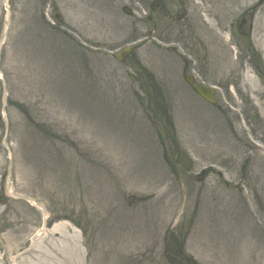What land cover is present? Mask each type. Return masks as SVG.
Masks as SVG:
<instances>
[{
	"label": "rangeland",
	"instance_id": "obj_1",
	"mask_svg": "<svg viewBox=\"0 0 264 264\" xmlns=\"http://www.w3.org/2000/svg\"><path fill=\"white\" fill-rule=\"evenodd\" d=\"M230 1H7L4 264H264V0Z\"/></svg>",
	"mask_w": 264,
	"mask_h": 264
},
{
	"label": "bare ground",
	"instance_id": "obj_2",
	"mask_svg": "<svg viewBox=\"0 0 264 264\" xmlns=\"http://www.w3.org/2000/svg\"><path fill=\"white\" fill-rule=\"evenodd\" d=\"M228 1V5L231 3L230 0ZM262 37V36H261ZM245 88V91H248L250 88H252V90H254L255 92H259V88L256 86L254 79L251 78V76H248V74L245 75V77L243 78V82H242ZM247 83L249 85V87L247 86ZM255 84V85H254ZM11 181H10V173L7 174V178L5 181V186L4 189H6V191L11 194ZM13 194V193H12ZM36 202L32 201L30 202V204L32 206L34 205H38L35 204ZM39 208V206H38ZM43 218H46V215H43ZM16 226V228H14ZM9 228L11 229L5 236L4 238L6 239V247L7 249L1 245L0 243V264H4L3 261H5L6 259V254L9 252H11V246H9L8 244L10 241V236L12 235L14 237L15 240H21V234H23L26 231V228L24 226V221H19V220H4L2 223H0V230L2 229H6ZM59 228V226H54V230H57ZM45 235V228H41L40 230H38L32 237H31V247L36 243L37 240H39L41 237H43ZM13 239V240H14ZM8 250V251H7ZM2 252L4 254H2Z\"/></svg>",
	"mask_w": 264,
	"mask_h": 264
},
{
	"label": "water",
	"instance_id": "obj_3",
	"mask_svg": "<svg viewBox=\"0 0 264 264\" xmlns=\"http://www.w3.org/2000/svg\"><path fill=\"white\" fill-rule=\"evenodd\" d=\"M129 54V50H124L122 51L121 53L117 54L116 55V58L117 59H122L124 58L126 55ZM195 91L200 95L202 96L204 99L208 100L209 102L213 103V98H212V93L211 91H207L205 90L204 88L202 87H196L195 88Z\"/></svg>",
	"mask_w": 264,
	"mask_h": 264
}]
</instances>
